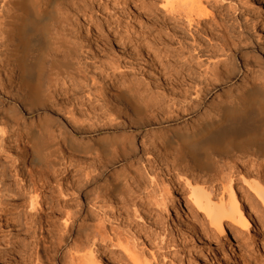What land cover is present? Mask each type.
Listing matches in <instances>:
<instances>
[{"label": "bare ground", "instance_id": "1", "mask_svg": "<svg viewBox=\"0 0 264 264\" xmlns=\"http://www.w3.org/2000/svg\"><path fill=\"white\" fill-rule=\"evenodd\" d=\"M104 1L109 0H0V72L2 71L4 75L3 78L0 73V138L2 130L5 131L3 128L7 127L22 133L26 143L25 149L27 148L25 153L28 154V164L36 168H43L44 163L52 167L61 164L65 155L60 151V143L64 144V148L72 153L71 155L107 158L114 147L123 152V147L116 143L115 136L97 137L89 143L79 145V142L76 143L71 137L63 134V131V133L48 131L47 125L51 121L46 116H36L34 121L29 122L30 124L19 121L18 110L23 107L40 105L53 109L58 105L60 108L62 105L58 103L56 97L66 82L70 83L72 88L64 95H74L75 90H82L87 99H92L98 104L104 118L109 121L119 122L128 117L136 124L155 115L177 116L202 110L198 117L186 123L185 128L171 129L155 137L150 144L158 154L159 162H150L148 169L132 166L129 175L132 181H136L147 175L151 176L147 172H152L154 178L159 176L155 172L158 166L162 172L166 171L175 176L174 180L171 179L172 185L177 186L179 182L184 184L186 191L182 190V193L186 197L185 205L191 206V209L187 210L195 215L201 213L206 220L205 223L215 230L218 237L223 236L226 229L232 230L238 237H242L243 232L252 231L254 235L264 223V80L252 75L253 70L249 64L260 66L263 56L258 50L255 53L248 51L241 54L242 61H238L240 63L238 65L227 62L230 57L227 60H220L221 70L217 71L216 66L212 65V68H215L213 73L211 71L214 78L221 76L231 78L245 70L249 74H246L245 81L235 93L231 90L220 95L216 93L208 102L205 96L199 93L200 89L186 95L156 94L133 87L128 83L126 72L123 70L125 64L121 63L118 57L110 56L107 64L99 60L98 55L105 54L106 51L104 41H98L102 33L111 32L120 52L124 53L127 45L153 29L157 32L154 41L159 50L157 60L161 72L165 71L166 59H184L186 64L194 61L196 66H201V62H198L200 58H212L217 54L215 52L225 51L226 48L231 51L233 44L241 42L243 45L245 41L239 38V41L233 42L231 46L229 44L232 40H229V44L222 41L223 43L217 46L210 43L203 46L199 41L197 33L198 25L201 23L200 17L210 16L212 9L217 12L216 5H220L222 0L158 2V8L162 10L163 16L166 14L167 19L170 18L172 22L182 21L190 29L192 43L189 45L176 37L175 30L167 27L166 18L163 16L152 18L150 8L157 0L110 1L112 9L119 3L121 6L132 3L129 10L133 11L131 17L136 21L134 25L130 22L121 24L118 19H111L112 10H108ZM256 3L264 6V0H256ZM100 10L106 11L103 20L95 16ZM221 17L222 15L218 18L219 24L224 20ZM141 19L144 23H141ZM214 20L212 17L211 21ZM216 25L209 24V28H205L208 42L212 41L215 31L225 28L221 24ZM85 33L93 34V39H90L93 45H84ZM174 38H177L175 44L178 47L171 51L166 50L167 43L173 44ZM235 38L237 40V37ZM237 45L233 50L235 47L237 49ZM121 53L119 58L123 55ZM248 66L252 71L250 68L247 69ZM207 70L208 68H205V71ZM96 71L103 73L110 82L104 96H99L97 91L93 90ZM187 77L190 79L189 75ZM10 101L15 102V107L5 105ZM74 101L75 99H70L68 103L69 113L75 107ZM86 111L91 114L88 108ZM1 141L2 139L0 150ZM126 147L132 154L135 152V142L132 138L128 139ZM10 154L13 153L9 152L7 156H13ZM7 164L0 166V181H7L9 175L11 182L21 184L23 181H20L22 178L20 179L19 172ZM31 173L32 178L34 174ZM251 175L255 177L253 181L249 178ZM103 182L101 192L95 195L96 198L104 199L103 206L111 207L113 204L112 209L118 211V206L121 205L130 207L133 213L137 212L134 208L135 201L140 195L137 190L130 187L125 174L105 178ZM30 183L29 188L33 191L29 196L32 206L36 201L34 200L36 183L34 180ZM88 195L85 191L84 196ZM144 195L151 204L166 208L167 201L164 196L152 193ZM167 210L170 214V207H167ZM106 216L104 212L102 218L105 220ZM176 217L179 218L177 215ZM68 219L67 215L64 223ZM26 229L29 231L34 228L26 223ZM27 239L29 242L26 251L23 252L22 246L17 245L6 260L0 259V264H100L95 254L103 250L109 254L112 253V249L120 252H114V259L107 257L106 262L110 264H118V260L123 264H155L153 257L149 258L138 247L135 243L136 237L133 235H122L113 230L107 232L101 226L87 228L83 221L75 226L73 251L62 256V262L55 261V251L60 246V239L58 242L49 241L48 248L44 247L43 239L36 240L37 238L34 239L31 235ZM32 243L33 250L30 252L28 248ZM241 250L243 249H239L237 255H241L243 252Z\"/></svg>", "mask_w": 264, "mask_h": 264}, {"label": "rangeland", "instance_id": "2", "mask_svg": "<svg viewBox=\"0 0 264 264\" xmlns=\"http://www.w3.org/2000/svg\"><path fill=\"white\" fill-rule=\"evenodd\" d=\"M110 1H104V4L108 10H112L110 12L111 19H118L121 24L124 22L136 24V21H133L134 19L131 17L133 11L129 10L132 3L127 6H121L119 3L112 9ZM158 2L160 0L154 2L150 8L152 18L163 16L162 10L158 8ZM220 3V5H216L218 13L212 9L210 16L200 17L199 22L201 23L198 25L197 33L199 41L203 46L208 45V43L217 46L223 42L229 44V40H232L229 44L231 46L233 42H238L239 38H242L244 39L242 41H245V46L244 43L242 45L241 42H238L233 44L231 51L226 48L225 51L218 50L219 53L218 51L215 52L217 54H214L212 58L202 57L199 59L200 61L198 60L201 62V66H196L194 61L186 64L184 59L173 58L172 60L169 56L170 60L164 61L165 71L161 72L157 60L159 50L156 41H154L156 31L154 32L152 29L145 36L137 37L138 40H134L125 47L124 53L120 52L121 50L112 38L111 32H104L99 35L98 41H104L103 46L106 51L105 54L98 55L99 60L107 64L110 56L118 57L119 61L125 64L123 70L126 72L128 83L133 87L156 94L186 95L192 94L195 89H200L199 93L204 95L207 99L206 102H208L216 93V95H220V93L229 90L235 93L245 81L246 74H249L245 70L246 73L241 71L231 78L226 76L214 78L212 73L215 68L217 71L222 68L220 62L230 57L227 62H234V65H238L242 61L240 59L242 53L248 51L255 53L258 50L259 54L263 56L262 64L260 66L259 64H249V66L253 70L252 75L254 74V76L264 80V6L256 3V0H222ZM207 8L210 9L209 6ZM221 15L224 20L220 24L226 29L219 28V31L214 32L212 41L208 42L205 28H209V24L220 25L218 18ZM95 16L99 20H103L106 11H97ZM163 17L166 18L167 27L177 32V38L186 42L187 45L192 43L190 29L182 21L172 22L170 18L167 19L166 14ZM212 17L215 20L218 19V22L211 21ZM141 23H144L143 19H141ZM241 34L244 35L241 36ZM234 36L237 37V40ZM83 38L85 46L93 45V41L90 40L93 39V34L85 33ZM177 38L173 39V44L167 43L166 50L171 51L178 47L175 44ZM235 45H237V49L235 47L234 52L233 47ZM241 47H244V50ZM94 49L96 48L94 47ZM119 52L123 54L120 58ZM168 54L169 52L166 53V55ZM212 65L216 67L212 68ZM249 66L247 69L250 68ZM205 68L208 70L205 71ZM187 72L188 74H186ZM0 73L4 78L3 72ZM181 73L182 76L185 74V78L181 76ZM187 75L190 76V79ZM94 78L93 90L95 89L99 96L106 95L110 83L109 79L99 71H96ZM10 88L12 89V87ZM71 88L72 85L66 82L61 87L62 91L58 92L56 98L58 103L62 105L60 108L57 107L58 105L53 109L47 106L45 108L44 104L42 105L44 108L40 105L39 107H23V109L18 110L19 121L30 124L36 119V116H46L51 121L47 125L48 131L56 133L63 131V134L71 137L76 143L79 142V145L89 143L97 137L115 136L116 143L121 145L124 151L121 152L114 147L109 157L94 158L92 155H71L72 153L64 148V144L60 143V151L65 155L61 164L52 167L44 163V167L47 168L41 167V169L28 164L24 135L13 128H3L5 131L2 130L3 134L0 138L2 139L0 166L8 165L7 163L12 165V169L14 168L19 172L20 179L22 178L20 181L23 182L21 184H19L20 182L18 184L11 182L9 175H7V181H0V259L6 260L17 245L22 246L23 252L26 251V245L29 242L27 237L31 235L34 239L37 238L36 240L43 239L45 248L49 247V241L54 242L56 240L58 242L60 239V246L55 251V261L62 262V256L73 251L72 241L75 236V226L83 221L87 228L101 226L107 232L113 230L122 235H133L136 237L135 243L138 244V247L149 258L152 256L155 264H264V223L260 229L258 228L256 232L258 235L256 233V235H252L251 231L250 233L243 232L242 237H238L232 230L226 229L225 234L218 237L215 230L205 223L206 220L201 213L195 215L191 213L192 211L187 210L191 209V206L185 205L186 197L182 190L186 191V189L182 182H179L177 186L172 185L171 179H175L173 174L166 171L162 172L156 166L155 172L159 174L157 177L153 178L152 174L154 173L147 172L151 176L147 175L140 180L132 181L129 175L132 166L148 169L150 162H159L158 154L150 144L155 137L171 129L185 128L186 123L198 117L202 110L199 111L200 113L194 111L190 114L177 116L176 114L155 115L151 119H144L136 124H133L128 117L123 121L114 122L104 118L98 104L92 99H87L82 90H75L74 95L72 93V95H64L66 91L70 92ZM70 99H75V107L69 113L68 103H70ZM2 103L5 104V102ZM14 103L10 101L5 105L15 107ZM86 108L91 111V114H88ZM129 138L135 142L133 154L126 147ZM3 150L8 151L7 153H13L10 154L13 156H7L6 151ZM31 170L34 174L32 178ZM118 174H125L130 187L137 190L140 195V198L135 201L136 213H133V210L130 207L126 208V206L119 205L118 211L112 209L113 204L111 207L103 206L104 199L95 197L101 192L100 188L104 185L103 180L109 177L115 178ZM251 176L249 178L253 181L255 177ZM31 179L36 183V197L34 199L36 201L32 206L29 198L33 192L29 188ZM85 191L88 192V196H84ZM148 193L164 196L167 201L166 208L151 204L144 195ZM167 207H170V214L167 212ZM104 212L107 214L105 220L102 218ZM67 215L69 219L64 223ZM11 217L14 218L11 220ZM26 223L31 224L34 229L27 231ZM239 249H243L241 255H237ZM28 250L30 252L33 250V243ZM114 252L120 251L112 249V253L108 254L106 250H103L97 252L95 257L100 264H110L106 260L108 256L114 259ZM118 264H123V262L118 260Z\"/></svg>", "mask_w": 264, "mask_h": 264}]
</instances>
